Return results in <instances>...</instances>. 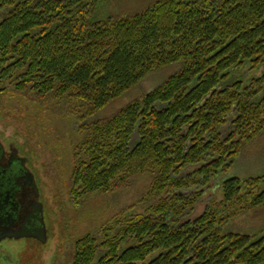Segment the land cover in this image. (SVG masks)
I'll return each mask as SVG.
<instances>
[{
	"label": "trees",
	"instance_id": "obj_1",
	"mask_svg": "<svg viewBox=\"0 0 264 264\" xmlns=\"http://www.w3.org/2000/svg\"><path fill=\"white\" fill-rule=\"evenodd\" d=\"M101 4L0 0V81L51 94L78 119L181 64L81 126L71 201L148 174L150 202L75 239L71 264H264V170L224 177L264 137V0H153L103 18ZM213 183L221 197L190 217ZM120 237L133 245L118 248Z\"/></svg>",
	"mask_w": 264,
	"mask_h": 264
},
{
	"label": "rangeland",
	"instance_id": "obj_2",
	"mask_svg": "<svg viewBox=\"0 0 264 264\" xmlns=\"http://www.w3.org/2000/svg\"><path fill=\"white\" fill-rule=\"evenodd\" d=\"M152 1L102 0L97 16L103 18L130 12ZM180 67L181 64L175 62L151 71L139 83L111 100L106 106L80 119L73 108L51 94L40 99L33 92L16 90L14 82L4 78L0 81V121L8 126V132L0 127V134L7 133L4 138L7 137L18 146L20 154L30 159V166L33 162L36 163L34 166L36 173L38 170L42 172L45 178L43 189L46 193V198L42 197V199L46 207L49 234L52 233V227L57 228V231L58 227L61 228L60 232L64 234L65 242L63 252L67 256L73 252V243L78 237L95 231L108 220H114L123 209L135 205L138 210H143L150 202V199H146L150 183L148 174L132 175L121 184L116 183L106 190L82 196L76 203L71 201L69 190L73 147L82 138L81 126L84 123L112 116ZM263 152L264 137L244 150L231 168L224 173V177L260 173L264 170ZM188 172V169L182 170L181 175H186ZM39 176V173L36 174L38 182H42ZM201 189L205 192L196 203L190 217L197 216L211 200H218L221 197L215 183L210 186V190H207L209 189L207 187ZM141 198L143 204L138 205V200ZM49 209L52 213L51 217L47 213ZM30 243L25 239L1 241L0 264H39V254L46 258L51 256V249L55 250L52 241L41 247H34Z\"/></svg>",
	"mask_w": 264,
	"mask_h": 264
},
{
	"label": "flooded vegetation",
	"instance_id": "obj_3",
	"mask_svg": "<svg viewBox=\"0 0 264 264\" xmlns=\"http://www.w3.org/2000/svg\"><path fill=\"white\" fill-rule=\"evenodd\" d=\"M5 125L0 121V127L8 132V126ZM6 134H0V243L5 239H25L34 247H41L52 241L55 250L51 249V256L46 258L39 254L38 263L71 264L73 252L70 256L64 254L65 242L64 234L60 232L61 228L58 227L57 231V228L52 227V233L49 234L46 207L43 202L46 198L43 189L45 178L37 169L40 181L42 179V182H38L36 177L38 173L34 168L36 163L33 162L30 166V159L20 154L18 146L10 139L4 138ZM47 213L51 217L50 209ZM110 231L116 233L114 228ZM95 232L98 234L103 232L101 225ZM120 238L118 248L125 250L133 245L129 237Z\"/></svg>",
	"mask_w": 264,
	"mask_h": 264
},
{
	"label": "water",
	"instance_id": "obj_4",
	"mask_svg": "<svg viewBox=\"0 0 264 264\" xmlns=\"http://www.w3.org/2000/svg\"><path fill=\"white\" fill-rule=\"evenodd\" d=\"M44 234V233H43ZM44 236H45V234H44Z\"/></svg>",
	"mask_w": 264,
	"mask_h": 264
}]
</instances>
